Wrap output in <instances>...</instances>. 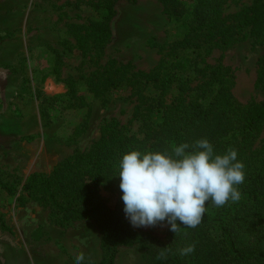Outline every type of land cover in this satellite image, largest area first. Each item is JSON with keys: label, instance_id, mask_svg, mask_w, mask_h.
<instances>
[{"label": "rangeland", "instance_id": "374dc122", "mask_svg": "<svg viewBox=\"0 0 264 264\" xmlns=\"http://www.w3.org/2000/svg\"><path fill=\"white\" fill-rule=\"evenodd\" d=\"M105 1L0 0V34H9L0 41V179L17 194L10 196L0 188V219L10 230L0 227V264H74L80 253L85 255V264L100 263L98 221L61 228L41 201L32 198L20 205L17 197L31 175H50L75 152L90 150L111 119L143 138L141 121H130L135 107L142 104L139 96L152 93L149 86H142L131 97L121 93L102 97L89 90L91 74L102 72L109 61L154 74L162 63L172 65L177 56L189 58L193 62L190 75L196 80L186 87V94L194 96L201 94L204 82L199 70L221 64L233 75L231 93L236 101L246 105L264 100V79L258 82L264 45L249 39L224 49H208V41L200 33L190 37L191 46L178 44L188 32L186 13L197 0H178L179 9L184 10L179 19L166 13L162 0L118 1L111 22L112 40L101 54L97 56L91 44L85 53L75 49L77 37L85 34L90 22L106 14L95 8ZM253 2L226 0V25H234L233 16ZM62 54L58 76L54 70ZM161 73L169 78L175 71ZM66 80L75 82L86 108L68 105ZM159 120L156 114L154 121ZM262 144L264 126L255 146ZM101 193L113 207L116 198L112 191L103 188ZM115 264H146L142 247H119Z\"/></svg>", "mask_w": 264, "mask_h": 264}, {"label": "trees", "instance_id": "16d2710c", "mask_svg": "<svg viewBox=\"0 0 264 264\" xmlns=\"http://www.w3.org/2000/svg\"><path fill=\"white\" fill-rule=\"evenodd\" d=\"M121 0H106L96 9L106 11L103 18L92 21L85 34L77 37L75 49L86 52L90 44L97 56L112 40L111 22L114 6ZM135 3L138 0H126ZM166 13L179 19L184 16L178 0H162ZM226 0H197L187 11L188 32L178 44L192 45L194 34H203L208 49L228 48L240 41L253 39L264 45V0L236 13L234 25H226L223 6ZM9 34H0V41ZM9 39V38H8ZM200 57V54H198ZM58 56L54 74L59 76ZM264 64V56L260 59ZM193 62L177 56L172 65L161 64L154 74L136 72L131 64L109 61L102 72L91 74L90 92L94 95L121 93L135 95L142 86L151 94L140 95L132 120L141 121L143 138L131 133L116 119L103 127L101 138L86 152H75L54 168L50 175L33 174L24 183L17 202L24 205L35 198L50 208L53 223L67 228L76 222L95 220L100 224L102 259L99 264H115L121 246L140 245L146 264H264V144L256 147L264 126V100L242 105L231 93L233 75L221 64L207 65L199 70L203 75L200 95H187L186 87L195 80L190 75ZM170 74L163 75L161 71ZM264 79V66L258 74ZM68 105L88 106L79 95L73 80H66ZM171 83V84H170ZM177 92H171L175 91ZM146 107L143 108V106ZM160 116L158 122L155 115ZM79 129V128H76ZM207 138L214 151L222 154L235 149L244 164L245 180L237 188L240 198L217 207L206 205V212L195 228L178 226L174 233L167 222L153 226L133 227L126 218L119 188L118 161L123 154L139 150L168 151L181 143H193ZM0 188L10 196L16 191L0 179ZM111 190L115 204L109 206L101 189ZM0 227L10 231L3 219ZM193 247L190 253L182 249ZM161 253H164L162 256Z\"/></svg>", "mask_w": 264, "mask_h": 264}, {"label": "clouds", "instance_id": "9594fccd", "mask_svg": "<svg viewBox=\"0 0 264 264\" xmlns=\"http://www.w3.org/2000/svg\"><path fill=\"white\" fill-rule=\"evenodd\" d=\"M235 149L214 151L207 138L181 143L171 152L132 150L118 161L119 188L126 218L133 227L167 222L195 228L208 203L217 207L240 198L237 188L245 180L244 164ZM192 246L182 249L190 253ZM163 256L164 253H161ZM74 264H85L83 253Z\"/></svg>", "mask_w": 264, "mask_h": 264}]
</instances>
